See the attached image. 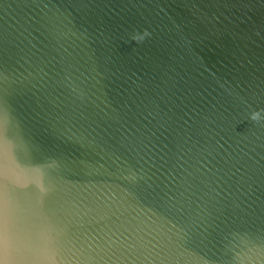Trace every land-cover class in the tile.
<instances>
[{
	"label": "water",
	"instance_id": "obj_1",
	"mask_svg": "<svg viewBox=\"0 0 264 264\" xmlns=\"http://www.w3.org/2000/svg\"><path fill=\"white\" fill-rule=\"evenodd\" d=\"M0 264H264V0H0Z\"/></svg>",
	"mask_w": 264,
	"mask_h": 264
}]
</instances>
